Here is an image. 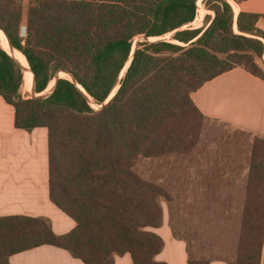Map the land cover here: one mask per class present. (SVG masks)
I'll list each match as a JSON object with an SVG mask.
<instances>
[{"label": "trees", "instance_id": "1", "mask_svg": "<svg viewBox=\"0 0 264 264\" xmlns=\"http://www.w3.org/2000/svg\"><path fill=\"white\" fill-rule=\"evenodd\" d=\"M209 1L214 17H206L204 30H193L184 27L194 22L198 0H28L23 35L24 0H0V31L27 63L28 91L34 80L35 92H44L58 70L76 80L64 77L49 96L25 98L16 60L22 61L0 46V96L14 107L17 129H48L50 199L76 223L57 235L45 217H0V264L44 245L84 264H115L125 254L134 264H167L156 259L165 243L154 232L163 224L164 203L174 237L186 243L188 264H261L264 139L248 134L254 142L232 260L206 256L175 225L191 184L177 163L202 153L200 122L210 120L191 95L235 68L264 80L261 16L236 14L227 0ZM173 32L176 43L142 41L131 60L137 37ZM206 195L215 196L212 189Z\"/></svg>", "mask_w": 264, "mask_h": 264}, {"label": "crops", "instance_id": "2", "mask_svg": "<svg viewBox=\"0 0 264 264\" xmlns=\"http://www.w3.org/2000/svg\"><path fill=\"white\" fill-rule=\"evenodd\" d=\"M231 1L236 14L261 16L257 26L264 31V0ZM26 24L27 9L23 12L22 30ZM191 97L207 119L264 139V80L235 68L206 82ZM17 215L48 218L57 235L68 234L76 226L50 199L48 129L36 128L32 132L17 129L14 107L0 96V217ZM154 232L165 243L156 257L158 261L188 264L186 243L174 237L166 208L163 224ZM10 264L84 263L64 249L44 245L13 255ZM115 264L134 263L125 254L116 257ZM211 264L228 263L217 260ZM261 264H264V249Z\"/></svg>", "mask_w": 264, "mask_h": 264}, {"label": "rangeland", "instance_id": "3", "mask_svg": "<svg viewBox=\"0 0 264 264\" xmlns=\"http://www.w3.org/2000/svg\"><path fill=\"white\" fill-rule=\"evenodd\" d=\"M227 1L234 5L231 0ZM27 5L28 0H24L25 11ZM211 5L209 0H198L196 18L184 29L204 30L207 26L206 17L214 16V12L209 9ZM202 13L204 14L202 21L195 23ZM22 32L25 35V30ZM174 34L175 32L155 39L150 38L148 41L167 40L176 43L172 39ZM142 41H146L144 37H137L133 48ZM4 43L0 41V46L17 55L27 70L23 56L20 57ZM62 77L69 78L64 74ZM53 84L54 80L49 87ZM29 88V75L28 78L24 75V86L21 91L23 97H33V92L28 91ZM99 107L93 105L95 109ZM200 124L202 134L199 149L202 153L195 152L188 162L182 163L179 160L177 163V173L190 175L191 184L190 199L181 204V207L177 206L175 225L180 234L193 239L197 248L201 246L206 256L232 260L242 232L245 179L249 171L250 146L254 138L216 121L203 120ZM214 175L220 179L212 183L209 177ZM208 187L214 192L213 198L206 195L210 190ZM163 205L168 211L167 205L165 203Z\"/></svg>", "mask_w": 264, "mask_h": 264}, {"label": "water", "instance_id": "4", "mask_svg": "<svg viewBox=\"0 0 264 264\" xmlns=\"http://www.w3.org/2000/svg\"><path fill=\"white\" fill-rule=\"evenodd\" d=\"M150 39V38H149ZM148 38H145V40L146 41H148L149 40ZM8 42H9V40H8ZM9 45H10V48H11V50L12 51H14L15 49L13 48V46L10 44V42H9ZM138 45H139V43H137L136 44V47H134L133 48V50H132V53H131V60H132V58H133V55H134V53H135V50L137 49V47H138ZM11 57H13L11 54H9ZM14 58V57H13ZM15 59V58H14ZM16 60V59H15ZM16 62L18 63V65L20 66V68L22 69V71H23V73H24V67L16 60ZM130 63H131V61H130ZM130 65V64H129ZM129 65L128 66H126V69L121 73V75H120V77H119V80H118V84H117V86H118V88L120 87V80L123 78V76H124V74L126 73V71H127V69H128V67H129ZM31 70V69H30ZM31 72H32V70H31ZM32 74H33V72H32ZM62 74H67V75H69L70 77H71V80L73 81V82H76V80L74 79V77L72 76V74L70 73V72H68V71H65V70H58L57 71V73L55 74V76H54V82H55V84H54V86H53V88H52V90L50 91V92H46L47 91V89L44 91V92H42V93H40V94H37L36 92H35V89H34V80H33V88H32V92H33V97H47V96H49L50 94H52L53 93V91L55 90V88H56V85H57V83H58V81L60 80V79H62V78H64V77H62ZM34 75V74H33ZM78 87L80 88V90L82 91V92H84L85 93V91H84V89L82 88V87H80L79 85H78ZM115 95V94H114ZM113 95V96H114ZM113 96H110V98L105 102V104L104 105H106L112 98H113Z\"/></svg>", "mask_w": 264, "mask_h": 264}, {"label": "bare ground", "instance_id": "5", "mask_svg": "<svg viewBox=\"0 0 264 264\" xmlns=\"http://www.w3.org/2000/svg\"><path fill=\"white\" fill-rule=\"evenodd\" d=\"M0 41L3 42V43L5 42V40H4L3 37H2L1 31H0ZM5 43H6V42H5ZM5 43H4V44H5ZM6 44H7V43H6ZM7 46H8V48L11 50L10 45L7 44ZM13 52H16V54L20 55V57H21V55H22L21 53H18V51H16V50H14ZM21 61H22V60H21ZM25 62H26V61H25ZM26 67H27V63H26ZM24 75H25V77L28 78V73H27V70H26V69L24 70ZM64 75H67V74H64ZM67 76H68L69 78H71L69 75H67ZM25 82H26V81H25ZM54 83H55V82H54ZM52 86H53V85H52ZM52 86H51V87H52ZM51 87H49V88L47 89L46 92H48V91L50 90Z\"/></svg>", "mask_w": 264, "mask_h": 264}]
</instances>
